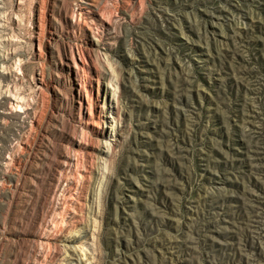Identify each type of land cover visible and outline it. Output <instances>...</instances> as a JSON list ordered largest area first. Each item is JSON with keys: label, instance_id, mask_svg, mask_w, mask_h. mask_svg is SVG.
<instances>
[{"label": "rangeland", "instance_id": "1", "mask_svg": "<svg viewBox=\"0 0 264 264\" xmlns=\"http://www.w3.org/2000/svg\"><path fill=\"white\" fill-rule=\"evenodd\" d=\"M0 264H264V0H0Z\"/></svg>", "mask_w": 264, "mask_h": 264}]
</instances>
